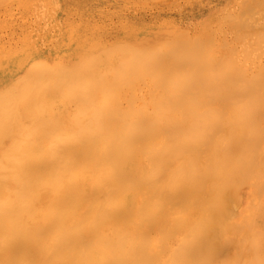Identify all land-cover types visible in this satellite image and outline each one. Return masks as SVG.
<instances>
[{
  "label": "bare ground",
  "instance_id": "1",
  "mask_svg": "<svg viewBox=\"0 0 264 264\" xmlns=\"http://www.w3.org/2000/svg\"><path fill=\"white\" fill-rule=\"evenodd\" d=\"M3 1L7 0H0V4ZM260 1L262 2V0ZM260 1L257 3H260ZM258 6L260 7V5ZM250 9L249 11H252ZM241 14V16L244 15L242 12ZM227 18L228 21H231L235 19V16L234 18ZM247 23L246 21L245 24ZM260 31L263 32L264 29ZM248 32L249 37L246 33L244 35L242 33L241 36L240 33H235L236 37L233 38L235 40H240L242 36L253 38L251 35L254 34L250 32L254 33V29ZM182 33H185V31ZM260 33L257 32L254 37L256 38L258 35L259 38L257 37V42L254 43L262 50L256 47L259 53L258 50H256L257 53H254L259 60L260 54L262 56L264 52V41H262L264 39H261V37L264 38V34ZM180 35L183 36L184 34ZM197 39L194 40V43H199L200 48L194 43L193 45L197 47L193 48L194 46L191 44V49H189L191 54L189 51H185L186 56L189 57L190 54V57H187L188 60H185L186 56L182 58L183 63L181 62V65L177 61L176 63L179 66L177 64L178 67L174 69L170 59H173L172 56L178 53L177 50L179 51V48H181L179 46L181 44L184 46L190 38L186 42L184 40L179 42V39L177 42L175 39L177 43L174 44L175 42H173L175 48L179 43L176 53L173 52L174 48H172V50L166 49V51H170L165 52L166 55L163 52L162 55L160 54L162 51L155 49L157 46L150 49L151 53L146 51L147 48L143 49L146 54L142 49V51L140 50L142 53L139 50H137L139 52L133 51L131 58L119 61L124 66H120L118 63L116 69L118 66L121 68L119 67L120 69H117V71L115 69L114 74L119 77L114 75L110 82L103 76L104 71L107 69H103V75L100 73L101 67L107 59L106 57L103 59L104 61L101 59V52H107V50L100 52L99 59L103 61L100 67H98L99 61L96 63L93 61L95 56H91L93 59H90L100 69V74L97 73L98 71L96 72L97 77L100 75L99 78L92 75L95 67L90 62L91 68L87 62L89 59L86 60L87 65L94 69L92 70L93 73L88 72V74L95 79L91 76L86 78L88 74L84 75L86 77L83 80L79 81L77 79L78 75H74L73 72L76 73L83 66H78V69L73 72L70 69L71 73L69 72L70 75H68L67 71L70 70L67 69L69 68L65 69L67 71L64 72L63 67H48L49 64L47 65V62H44L45 59L28 61L30 59L29 55L33 54L30 50V54H27L29 56L27 61L23 60L26 56L24 54L23 59L14 58V60L11 58L13 61L5 64L0 69V264H221L215 262V256L220 251L224 252L226 250H232L234 256L229 257L230 259L222 264H238L243 256H246V260L243 257L245 263H242L247 264L250 261L247 255L249 256L248 253L251 254L252 252L254 253L251 254L253 260L255 259V249L258 247L260 249L261 246V244L258 245L261 242H258L257 236H254V229L257 227L254 225L256 219L250 217V221H245L241 225L236 222L229 223V226H227L226 223L231 220L232 217L230 216L233 215L228 211L234 210V202L236 203V200H238L236 197L242 192L244 185L249 186L252 197H255L253 194L255 195L256 191L264 195V73L260 71H264V66L261 63L263 67L260 65V70H257L260 74L251 73L254 69L247 76L246 73H249V71L246 72V69L242 68L244 72L238 66L237 70L236 66L235 69H232L231 66L233 67L236 64L228 65L230 62L227 64V60V62L223 61L225 59V57H223V60L221 58L223 52H221L220 57H216L221 59L217 62H221V65H213L214 61L212 62L213 59L210 61V58H214V56L210 57L211 54L207 53L209 47H203L202 50L206 53L202 56L201 41L203 40L198 39L197 41ZM30 41L32 42V40ZM190 41L181 50L184 51V48H188ZM206 41H203V43H206ZM243 41L240 44H243ZM261 42H263V47ZM238 43L236 41V44ZM254 43H252L253 47ZM33 44L31 43V45ZM124 45L126 48V44ZM252 45H249V47ZM34 46L36 47L35 44ZM119 46L121 47V44ZM220 46L223 45L218 47ZM35 47L33 48L35 49ZM39 48L37 47L38 50H40ZM161 48L160 46L159 50ZM198 48L200 51H198ZM250 48L247 50L250 51ZM117 49L118 47L115 48V50ZM223 49L225 50V47ZM233 49L235 51L236 48ZM129 50L127 49L125 53ZM209 50L211 48L208 49V52ZM36 52L38 53V51ZM111 53L110 55H112ZM120 53L122 54V52ZM234 53L236 54V52ZM206 55L208 58L210 57L208 59L210 67L205 66L206 61H208L204 60L207 57ZM176 56L174 58H178ZM198 56H206L201 58L204 62ZM245 56L244 58L248 57ZM0 57L2 56L0 55ZM99 59L97 57V60ZM84 61L81 62L82 65ZM222 61L226 65L222 64ZM108 62L106 61L105 63L108 65L104 63V66H109L113 62L112 58ZM182 64H189V71L185 69L186 65ZM87 65L84 68L89 70V67H86ZM215 66L220 68L216 69ZM193 67H195L194 70ZM75 68L73 67V69ZM161 68L166 71L171 81L170 84L172 85L169 87L172 86V91L166 96L162 94H166L165 91L161 92L162 95L158 94L159 98H157L160 101L162 98L161 104L159 100L155 102L154 99L155 106L151 105L153 102L150 103L151 107H154L150 111L144 109L145 105L147 107V104L143 105L145 101L141 102L142 107L141 105L138 107V109L141 107L143 110H134L133 106L137 100L135 98L133 101H131L132 99L128 100V102H134V105L130 104L132 109H123V107L122 109H109L98 106V108H94L95 92L97 94L100 90H107V93L102 94V98L105 97L108 100L111 94L117 95L118 92L120 93V91H114L119 88L118 86H127L143 78L145 80L148 74V76L156 77L157 74L154 75L156 73L154 71ZM81 69L80 71L84 70ZM123 69L125 72L122 71ZM210 69L214 72L212 73ZM182 70L185 71L180 73ZM110 72H113V70ZM110 72L108 70L109 74H111ZM122 72L123 74H121ZM184 72L188 77V74H191L190 78L187 79ZM173 73L174 76H172ZM251 74L255 76H251ZM122 75H126L124 77L128 79L126 80L128 83ZM177 75L179 77L186 76L185 78L189 83H182V81L186 82L187 80L182 77L184 80L181 81ZM175 76L177 81H175ZM101 77L107 79L108 82H104V84L109 83L107 86H101L103 85L102 79L100 80ZM170 77H173L174 80ZM98 80L102 83H98ZM52 82H55L54 85L56 83L59 85L56 90L50 89L49 84ZM157 82L159 83V80ZM153 83L156 84V81H153ZM141 87L139 92L143 90ZM123 89L125 88L123 87ZM134 89L135 87L133 91L131 89L132 94L130 93V95H133ZM120 90L122 91V88ZM203 92H206V95ZM99 93L101 94V92ZM190 93H192L193 98L195 96L196 100H200L199 97L201 96L205 99L202 97V101H199L200 105L199 102H197L198 105H196V102L193 105L192 102L195 98L193 99L191 95L190 98L188 95ZM100 94L98 96H101ZM177 94L178 96H176ZM183 96L189 97V100L193 99V101L187 100L189 104L185 105L183 104L186 103L185 99L187 98L185 97L181 98L185 101H181V104L180 99L179 101L177 99ZM216 96L225 97V100L228 98L231 102L234 100L237 103L239 101L237 99L240 97L242 101L239 102H243L245 97L248 100L238 103L239 107L236 106L234 109L235 105L233 103L236 102L233 101L229 106L227 99L228 104L226 101L224 104L230 108L232 105L230 114L229 110L227 111L228 107L224 104L226 112L225 110L223 112L224 107L222 108V106H218L222 109L221 111L215 110L216 108L214 109L213 106L215 114H209L212 110L211 112L207 110L212 108L211 105L215 103ZM114 97L110 96L112 99ZM131 97H134V95ZM165 97H168L167 102L164 101ZM206 97L207 99L210 97L211 100L214 99L213 97L216 98L213 101L214 103L209 100L208 103ZM235 97L238 98L235 100ZM70 98L81 99L79 101L82 103L79 104L82 105L84 101L85 106L72 112H68L70 111L68 109L64 110L68 108L67 102L64 100ZM220 99L218 97L216 104L224 101V99ZM107 100L105 102H109ZM206 102L207 104H205ZM58 103H60L59 105L66 103V106L65 104V107L61 105L64 109H60ZM76 104L78 105V103ZM55 105L57 107L54 109ZM150 105H148V108H151ZM203 105L208 107H205L207 110L204 109V112H202ZM242 105L243 108L240 107ZM198 108H200L199 111H194ZM69 109L73 110V108ZM201 109L202 111H200ZM257 112L259 115H254ZM221 114L230 116L223 117ZM225 120L227 122L223 123ZM232 203L234 205L233 209L229 207V205L232 206ZM236 204L237 207L235 208H238L239 203ZM263 204L264 199L261 206ZM168 207L172 210L171 214L167 212ZM164 209H166V212ZM173 209H178L177 211L181 212V215L176 211L173 214ZM198 209L201 210V213L199 212L197 215L195 212L191 216L192 220L189 221L190 215H187L191 214V210ZM254 210L256 209L254 208ZM235 212L237 211L235 210ZM261 212L259 214L255 213L259 216L261 214L263 218L264 211ZM167 213L171 217H174L176 213L178 214L172 219L173 224H170L172 227L167 225V222H169ZM165 215L167 222L163 221ZM255 216V218L258 217ZM223 221L226 222H224L225 225ZM163 222L166 223H164L166 229L169 226L171 230L169 228L166 231L162 227ZM186 223L192 224L189 230H185L188 228ZM182 225L187 226V228ZM222 225L225 226L223 227L224 230L221 229V232H219L218 227H222ZM179 226L185 228L181 233L183 237L177 234L180 237L177 236V238L181 239V242H178L176 247H171V243L168 244L171 247V253H173L170 256L166 253L168 258L165 260V257H162L164 254L161 255L163 252L159 253L157 249L155 252L153 248H157L156 245L163 246L162 244L167 241L166 239L175 236L176 232L180 234L179 231L183 228H179ZM221 234L224 235L221 237ZM177 238H175V241H177ZM221 240L224 241V245L221 244L220 246ZM182 242L183 244H181ZM245 243H248L247 246ZM249 245L252 247V252L247 251V249H251L248 247ZM167 246H163L161 249L166 252L168 251ZM253 248H255L254 251ZM161 249L159 248V250ZM256 250L258 251V249ZM168 252L170 253V251ZM158 257H161V259ZM238 258L240 259L238 260ZM256 261L262 263L261 260L256 259ZM251 262H253L252 259L249 263L253 264ZM257 262L255 264H259Z\"/></svg>",
  "mask_w": 264,
  "mask_h": 264
},
{
  "label": "rangeland",
  "instance_id": "2",
  "mask_svg": "<svg viewBox=\"0 0 264 264\" xmlns=\"http://www.w3.org/2000/svg\"><path fill=\"white\" fill-rule=\"evenodd\" d=\"M29 1L30 2L33 1L34 3L32 2L30 4ZM259 1L260 0H166V1L165 0H160V1L159 0H153V1L152 0H147V1L146 0H133V1L132 0H77V1H74V0H48V1L47 0H22V1L21 0H10L9 1V0H7V1H3L2 4H4V5L0 4V55L2 57L3 56L4 57L3 58L0 57V60H1L0 69H2L3 66H5V64L10 63L11 61H13V60H11V58L12 59H14V58H16V59H19V58L20 59H23L24 54H25L26 56L23 59L24 61H27L28 60L27 57H29V56H30V59L28 61L41 60V59L44 60L45 59L44 62L45 63L47 62L46 63L47 65L49 64L48 67L49 66H57L58 68L63 67L64 68V72L67 71V70H70V69L73 72L76 69H78V66L79 67L83 66V68L82 69L80 68V69L81 70L84 69L83 71L85 72V74H84L83 71H80V69L78 70L79 71V74L81 76L83 75L82 77L78 74V71H76L77 74L73 72L74 75H76V76L78 75L77 76V79L80 81V80H83L84 77H86L84 75H87L88 72L90 74L93 73L92 70H94V69H95L94 74L97 71H98L97 73H99L100 72V69L98 67H100V65H102V63L104 61L103 59H105V57H106L107 59H105V62L106 61L108 62L110 60V58H112V60H113L112 63H114V64L111 63L110 65H112V66H110V65L109 66H104V63H105L104 62L103 65H102V67H101L102 70H101L100 73H101V75L104 74L103 76H105L108 79V81L110 82V79L112 80L113 79V76L115 75L114 74L115 73L114 71H115L118 63L120 64V62H121L122 59H126L127 60L128 58H131V55H133V53L135 51H137V50L140 51L141 49L143 50L144 48L145 49L147 48L146 51L147 52H150L151 51L150 50L151 48H155L157 46L158 48L156 47L155 49H157L160 52L162 51L161 53L160 52H158V53H160V54L163 55L165 52L168 51V50L166 51V49L172 50V48H174L173 49L174 50L173 52L176 53L177 48L181 47V48H179V51L177 50L178 53L176 54L178 56V58H180V56H181V58L179 60H178V58H174L176 55L172 52L174 54L172 56L173 59L172 58L170 59L172 61L171 63L173 65V69L175 67L177 68L179 66V64L176 63V62L179 61L180 65H181V62L183 63L182 58H185V56H186L185 55L186 54L185 51H189V53H190V50L189 49H191L190 48L191 47V44H192V46H194L193 48H196L197 47V46L195 47V45L197 44V42L195 44L194 43L195 42L194 40L198 38L199 40L201 39L204 42L207 40L206 41L207 44L206 43H203V41H201L202 42V44H201V50L203 49V47H206V46L209 47V48H211V50H209V52H208V49L209 48L207 49V53L211 54L210 57H213L214 56L215 59L209 57L210 58V61H211V59H213L212 60V62L214 61L213 62V65L214 64L215 65L216 64H218V65L220 64L221 65V62L217 63L218 60L221 61V59L216 58V57H220L221 52H223L222 53V56H221L222 60H223V57H225V59L223 61H225V62L228 61L227 64L230 62L228 65H230V64L231 65L236 64L233 67L231 66L232 69L235 66H236V70L238 68H240V67H241V69L242 68L246 69V72L249 71V73H246L247 76H249L250 75V72L252 70L255 69L251 73H259L258 71L260 70L259 69L260 65L262 66V64H263V66H264V56H263L264 55V52L262 54L263 57L260 54V56H259L260 57V60L256 58V55H254V53H257L256 50H258V49L261 48V47L258 48V46L255 45V43H254V42H257L256 39L258 37V35H257V37L254 38L255 37V34H257V32H259V33L261 32L260 34H264V31L263 32L260 31L261 29L262 30L264 29V0H262L263 3L261 1H260V3H257ZM7 2H8V4H6ZM42 2L44 3V5H43ZM24 4H26V5H24ZM29 5H30V7H29ZM258 5H260V7L262 5L263 6L260 8ZM247 6L249 7V9L251 8L250 10H252V11H249V9H248ZM12 7H14V8H12ZM16 8H18V9H16ZM241 12L244 13L243 16H241L242 15ZM249 12H252L253 14L252 13L249 14ZM230 14H232L233 16L230 15ZM234 16H235V19H232V20L229 19L231 21H228V18L227 17H230V18L233 17L234 18ZM254 18H256L257 20L254 19ZM10 19H11V21H10ZM241 21H244V22L242 23ZM246 21L249 23V25H248V23L245 24ZM249 27L252 30L254 29V33L253 32H250V33L254 34V35H251V37H253V38H251V39L250 38H246V37L244 38L242 36V38H244V39L241 38L242 40H244L243 41V44H240L241 41H242L241 39L240 40H235L233 38V37H236L235 36L236 35L235 33H237V34L240 33L239 34L240 36H241L242 33H243V35L246 33L247 37H249L250 34H249L248 31L249 30L251 31V29ZM14 31H15V33H14ZM167 31H169V32H167ZM184 31H185V33H182ZM168 33H170V34H168ZM180 34H182V35L184 34V35L181 36ZM230 37H231V39H230ZM189 38H190L191 41L189 40L190 43H188L189 45L187 44L188 45V48H184V51L181 50L182 47L186 46L185 44L187 42H189V41H187V39H189ZM34 39H35V42L33 41ZM175 39H176V41L179 39L178 40L179 42H180V40H184L185 42L186 41L187 42L186 43L184 42L185 43L184 46H182L181 43H180L181 45L179 46V43H178L177 46H179V47L176 46V48H175V45H173V42H175ZM198 39H197V41H198ZM209 39H211V40H209ZM261 39H264V38L261 37ZM30 40H32V42ZM169 41H171V43H169ZM236 41H237V43L239 41V43L236 44ZM258 41H259V39H258ZM262 41H264V40H262ZM33 42L36 45V47L34 46ZM165 42H167V43H165ZM248 42H250V44H248ZM31 43L33 45H31ZM193 43L195 45H193ZM252 43H254V47L255 48L257 47L258 49L257 48L255 49L253 47ZM261 43L260 44L263 47V42H261ZM110 44H112V45H110ZM119 44H121V47L119 46ZM124 44H126V48H125V45ZM174 44H177V43L175 42ZM203 44H205V45H203ZM209 44L212 45V47H210ZM260 44H259V46H260ZM197 45L199 46V43ZM217 45L218 46L219 45H223V46H220L221 47L220 48ZM249 45H252L250 47H253V48L251 49L249 47ZM97 46H98V48H97ZM160 46L162 47L161 50H159ZM33 47H35V49ZM37 47L38 48L41 47V48H39L40 50H38ZM117 47L120 50H118V49L115 50V48H117ZM224 47H225V50L223 49ZM230 47L232 48L233 51H234L233 48H236L235 51H234V52H236V54L231 50ZM129 48H131V49L129 50ZM163 48H165V49H163ZM199 48H200V46H199ZM199 48H198V51H200ZM249 48H250V51H248ZM86 49H88V50H86ZM127 49L129 51H127V53H125ZM155 49H152V50H155ZM243 49H246V50H243ZM29 50L33 54H30ZM102 50L103 51L104 50H107V52H101ZM123 50H124V52H123ZM36 51H38V53ZM108 51H110V52H108ZM111 51H112V53H111ZM139 51H137V52H139ZM141 51H140V53H142ZM146 51L143 50V52L145 54H146ZM181 51H183L184 53L181 52ZM204 51H205V49H204ZM18 52H20V53H18ZM21 52H22V54H21ZM24 52H26V53H24ZM100 52H101V57H102L101 59L103 61L101 59H99ZM120 52H122V54ZM129 52H131L132 54L129 53ZM155 52H157V51H155ZM201 52L203 53L202 56L206 53V51L204 53L203 50ZM212 52L213 53L215 52L214 55H212L213 54ZM241 52H243V53L240 54ZM103 53L104 54L105 53L106 54L108 53V54L107 55H104ZM110 53L112 55H110ZM113 53H114V56H113ZM258 53H259V50H258ZM27 54L28 55L30 54V55L27 56ZM89 54H91V55H89ZM97 54H98V56H97ZM166 54L167 53H165V55ZM187 54H188V52H187ZM190 54H189V57H190ZM250 54H251V56H249ZM183 55H184V57H183ZM231 55H233L235 58L233 56L231 57ZM91 56L92 57L95 56L96 59H95V57H94V59L91 58ZM206 56H204V57H206ZM244 56L245 57L248 56L250 58L247 59L248 57L247 58H244ZM44 57H46V58H44ZM97 57H98L99 60H97ZM187 57L188 56H186L185 60H188L189 57L188 58ZM204 57L198 56V58L200 60H202L203 62H204V60H208L209 59L208 56L206 57V59ZM201 58H204V60L201 59ZM9 59H10V61H9ZM88 59H89V61H87L88 62V65L91 62V64L95 67L94 69H91L92 68L91 65H89V66H91V68L87 65L86 60H88ZM90 59L91 60L93 59V61L95 63L99 61L98 67L96 66L97 64L93 63V61H91ZM199 59H196L195 58V60H198V61H199ZM251 59H252V63H251ZM185 60H184V62H185ZM215 60H217V61H215ZM244 60H246V61H244ZM83 61H84L85 64L83 63V65H82L81 62H83ZM223 61H222V64L226 65L225 62H223ZM206 62H207V64L205 66H207V65L209 66V64H208L209 63V60L206 61ZM198 63H200V62H198ZM121 64H120V66H124V64L123 65H121ZM177 64H178V66H177ZM254 64H256V65H254ZM85 65H87L86 67H89V70H88V68H86L87 70L84 68ZM105 65H108V64L105 63ZM182 65H186V64H182ZM203 65H204V63H203ZM120 66H118L117 69H120L121 68ZM237 66H238V68H237ZM73 67H76V68L73 69ZM96 67L98 68V70L96 69ZM253 67H255V68H253ZM63 68H61V69L63 70ZM67 68H69V69H67ZM112 68H114V69H112ZM194 68L195 67H193V70H194ZM215 68L217 69V68H220V67L219 66L218 67L215 66ZM215 68H212V69L213 70H216ZM250 68H251V70H250ZM65 69H67V70H65ZM103 69H107V70L104 71ZM117 69H116V71H117ZM185 69H187V70L190 69L189 68V64L186 65ZM212 69H210V70L213 73L214 71H212ZM244 69H242L243 72H244ZM71 70L70 71H67L68 72L67 73L68 75H70ZM108 70H109V72L111 70H113V72H110L111 74H109L108 73ZM86 71H87V73H86ZM90 71H92V72H90ZM103 71L105 73H103ZM122 71H124V69ZM183 71H185V70H182V72H180V73H183ZM260 71L264 73V71H262V70H260ZM80 72H83V73H80ZM154 72H156L154 75L157 74L156 77L155 76H152V75H151L152 77L151 76H148L149 75L148 74L146 76L145 80L142 77L143 79H139V80L135 81L136 83L133 82V84L131 83L132 85L131 84H128L129 85V88L128 89H127L128 85L126 83H125V85H127V86H122V85H121L122 87L118 86L120 89L122 88V91L119 88H117L118 90L115 89L114 91H120V93L119 92L117 93V92H114V91H110L112 93H117V95L116 94L115 95L114 94H111L112 96H115L114 99L110 98L111 95L109 96L108 100L105 97L102 98V94H104V92L107 93V90H104V91L103 90H100L99 92H101V94L99 92L96 94V92H95L94 95H96V96H95V100H94V102H95L94 103V108L103 107V108H109V109H113V108L122 109V107H123V109H132L131 106H130V104L131 105L132 104L134 105V102H131V101H133L134 98H135L137 100L135 101V105L133 106L134 107V110H139V109L140 110H143L141 107L143 105L147 104V107H145L146 106L145 105L144 106V109H146V110L149 109L148 111H150L152 108H154V107H151V105L152 106L154 105V102H153L154 99H155V102H156V100H159L158 99L159 98L158 97L159 96L158 94H161V92L165 91L166 94L165 93H162V94H163V96L164 95L166 96V95H169V93L172 91V86L169 87L172 84H170L171 81H170L169 77L167 76L166 71H164V69L161 68V69L156 70ZM154 72H151V73L153 74ZM97 73L95 75L94 74H92V75L94 77L96 76V78H99L100 75H98V77H97ZM193 73H195V72L193 71ZM73 74H71V75L73 76ZM121 74H123V72ZM177 74L179 75V72ZM92 75H89L88 74V76L86 78H88L90 76L92 78L93 77ZM158 75H160V76H158ZM178 75H177V77L181 81L184 80V79L187 80L191 76V74H188L189 75V77H188L187 74L185 73L184 75L187 76V79L185 78L186 76H182L184 78L183 79L182 77H179ZM79 76H80V78H79ZM109 76H110V78H109ZM115 76H117V75H115ZM124 76L126 77V75H122V77H124ZM172 76H174V73H173ZM251 76H255V75L254 74L253 75L251 74ZM105 77L104 78L103 77L100 78V80L102 79L101 81H103V85H101L103 87H104V85L107 86V84H109V83H105L104 84V82L107 81V79ZM117 77H119V76H117ZM162 77L163 78L165 77V78L163 79ZM177 77L175 76V78H176L175 81H177ZM124 78H122V79H124ZM170 78L173 79V77H170ZM180 78H182V79H180ZM156 79L159 80V83L157 82ZM124 80L126 81L128 79L125 78ZM101 81L98 80V83L99 82L102 83ZM138 81H139V83H137ZM149 81L152 82V83H150ZM153 81H156V84H154L155 82L153 83ZM54 83L55 82H52V83L49 84V87H50L51 90L52 89L53 90H56L59 87V85L57 83H56V85H54ZM182 83H187L188 84L189 82L187 80L186 82L185 81L184 82L182 81ZM141 84H143V85H141ZM144 84H146V85H144ZM133 85L135 87V89H134L135 91L133 92L134 97H131L130 98V96H133V95H130L131 89L133 91V88H134ZM136 85H138V86L136 87ZM155 85H156V87H155ZM160 85H163V86H160ZM184 85H186V84H184ZM99 86H100V84H99ZM123 87L126 90L123 89ZM140 87L143 90H140V92H139ZM154 90H156V91H154ZM102 91H103V93H102ZM125 91H126V93H125ZM145 91L146 92L148 91V93H146ZM152 91H154V93H152ZM203 93L206 95V92H203ZM98 94H100L101 96H98ZM143 94L145 95L144 97H143ZM191 94L192 93L188 94L189 97H190ZM195 94H196V92H195ZM200 94H202V93L200 92ZM141 95L143 97V100H142ZM54 96H55V94H54ZM153 96H154V98H153ZM176 96H178V94ZM191 96L193 98V95H191ZM185 97L184 96L183 97H180V98L178 97L177 100L179 101V99H180L179 102H181V101L182 102H185L186 101V103H183V104L187 105L188 101H190L191 99L189 100V97L188 98L186 97L187 99H185V101H183V99L181 100V98H185ZM202 97L203 96L199 97L200 100L204 98V97L203 98ZM216 97H213L214 98V99L212 98L213 100H211L210 97H208L209 99H207V97H206V100H207V102H208V100L210 102L211 101L213 102ZM218 97H219V99L221 98L220 100L224 99V101H220L219 103H217L218 104L217 105L216 102H218L217 101L218 100ZM218 97L216 98V101H214L215 103L213 102L214 104L211 103V104H213V105H211L212 106L211 109L209 108L207 110V109H205L206 106L204 107V105H203V107H204V108H202L203 111H202V109L200 111L204 112V109H205V111L206 110L207 111L210 110V112H211V110H212V112L209 113V114H212V113L215 114L214 113L215 111H213V106H214V109L216 108L215 110L218 109V110L221 111L222 109L220 107L221 106H222V108L224 107L223 104L225 103V101L227 103V99L228 98L225 100V97L224 98H222L221 96H218ZM246 97L248 98L247 95H246ZM246 97H245V100H243V102L246 101V100H248V99H246ZM75 98H77V97H75ZM75 98H72V99L70 98V99L64 100V101L67 102V105H68L67 107L68 108H65V109L62 108V106H64V104L66 106V103H63V105L61 104L62 106L59 105L60 103H58L59 108L60 109H64V110H66V109L70 110V111L67 110L68 112H72V111L78 110L80 108L82 109V106H85L84 105V101L82 100L83 101V104L81 105V104H79V103H82L81 101H79L81 99L78 98L79 100H77V99L75 100ZM149 98H150L151 101L148 100ZM167 98L165 97L164 101L167 102V100H166ZM194 98H195V96H194ZM236 98H238V97H235V100H236ZM130 99H132L130 101L131 103L128 102V100H130ZM193 99L191 101H193ZM232 99H234V98H232ZM106 100L109 101V102H105ZM200 100H196V98H195L194 101L192 102V104L194 105L195 102H196V105H198L197 102H199ZM206 100H204V101H206ZM237 100L242 101L241 97L239 99H237ZM161 101H162V98H161ZM161 101L159 100L160 104H161ZM228 101H229L228 102L229 104L228 103L227 104L230 106V104H232V102L234 100L231 102L230 99H228ZM239 101H238L239 104L240 103H243V102H239ZM141 102H144V104L142 105ZM152 102H153V104L150 105V103H152ZM182 102H181V104H182ZM207 102L205 104H207ZM234 102H236V103H233V105H235L234 106V109H235V107L238 106V103H237V101H234ZM76 103H78V105ZM96 104H98V105H96ZM79 105H81V106H79ZM95 105H96V107H95ZM140 105H141V107L138 109V107ZM148 105H150L151 108H148ZM199 105H200V102H199ZM224 105L227 106L226 104H224ZM243 105L240 106V107L243 108ZM218 106H220V107H218ZM55 107H57V105L54 106V109H55ZM156 107H159V106H156ZM161 107H162V105H161ZM238 107H237V109H238ZM59 108H57V109H59ZM69 108H73V110L72 109H69ZM206 108H208V107H206ZM231 108H232V105H231ZM231 108L230 107L227 108V111L229 110V114L231 113V111H230ZM199 109L200 108H198L197 110H194V111H199ZM225 109H226V107L223 108V112H224ZM240 110H242V109H240ZM216 112H218V111H216ZM225 112H226V110H225ZM243 112H244V110H243ZM243 112H241V113H243ZM232 113H235V112H232ZM219 114H220V112H219ZM245 114H246V112H245ZM221 115H223V114H221ZM254 115H257L258 116L259 113L257 112V114L255 113ZM229 116L230 115H227V116L226 115L225 116L223 115V117H229ZM252 117H253V115H252ZM222 121H224V120H222ZM226 122L227 121L225 120V122H223V123H226ZM227 127H228V125H227ZM248 192H250V193H248ZM258 193H260V192L256 191L255 195L253 194V196H255V197H252V191H251V189L249 188L248 185L247 186L244 185V187H242V192H240V194L237 193L238 196L236 197V199L238 198V200H240V201L236 200V203H239L238 208H235V207H237L236 206L237 204L233 201L234 204H235V207H234L233 203H232V206L229 205V207H232V209L234 207V210L233 211L232 210L231 211H228L227 210L228 213H231V214L233 213L234 216L233 215L230 216V217H232L230 219L231 220L233 219L234 221L233 220L232 221L231 220H228L229 219L228 216H227L228 219H226V220H228L229 222L226 223L225 221H223V223L225 222L227 224V226H229V223L231 224V223H236V222L237 223H240V225H241L245 221H248V220L250 221V217L256 219L255 222H256L257 225L255 223H254V225H255V227L256 226L257 227H256V229H254L255 230L254 236H257V239L259 240L258 242H261V243H258V242L257 243H258V245L261 244V246H260V249H259L258 246H256V247H258V248H256V249H258V251L255 248H253V251H254V249L256 251L255 252L256 253V256L254 257L255 258L254 260H253V257L251 255L253 253L251 251L252 250V247H250V245H249L248 247H250L251 249H247V251H249V252L251 251L252 252L251 254L248 253L249 256L247 255V257H249L248 259L250 261L252 259L253 262H251V263H253V264H255V262H257L256 259L261 260L262 263L264 262V260L262 261V259H264V236H263L264 233L262 234V232H264L263 231L264 230L263 229L264 228V225H263L264 224V219H263L264 218V214H263V218H262V215H261L262 214L261 211H264V204L261 206V203H262V201L264 199V195H262V193H260V195H258ZM254 198H255L256 202H255ZM252 202H253V204H252ZM229 207H228V209H229ZM254 208L257 211L254 210ZM168 209H169V207H168ZM168 209H167V212L170 213L172 210H170V209L168 210ZM178 209L180 210V208H178ZM248 209H250V210H248ZM164 210L166 212V209H164ZM177 210H174L173 209L174 212H172V213L175 214V211H176L179 215H181L180 213L182 211L180 210L181 212L179 213ZM235 210L237 212H235ZM254 211L257 212L258 214L261 212L260 216L257 213H255ZM195 212L198 215L199 212L201 213V210L200 209L193 210V211L191 210V212H190L191 214H188L187 215V216L190 215L189 218H188L189 221L192 220L191 216ZM169 213H167L168 216H169ZM177 213H176V215L174 217H176L178 215ZM228 213H227V215H228ZM236 213H237V216H236ZM242 213H244V214L246 213V214L244 215ZM251 214H252V216H251ZM183 215L181 216L182 218L184 217ZM255 215H257L258 217L255 218L256 217ZM168 216H167V218H169V220L168 219L167 220L169 222H167L166 219H165L166 218V215L164 216V220L163 221L167 222L168 223L167 225H170V224L172 225L173 224V222H172L173 220L172 219H174V217H171V216L168 217ZM259 217H261V218H259ZM175 219H178V218H175ZM242 220H244V221H242ZM165 222H163V225L164 226L162 225V227H164L166 229V225H165L166 223ZM170 222H172V223H170ZM225 223H224V225H225ZM186 224H187L188 228L185 225H182V226L183 227L185 226V228H187V229L179 226V228H183L182 230L179 231L180 234L176 232V234H175L176 237L175 236H172L171 238H167L166 240L168 241V243H167V241H165L162 245L163 246H167L168 244L171 243V247H176L177 246V243L178 242H181V239L179 240V238H180L179 236H182L183 237V235L181 233L184 231V229L185 230H189V228L192 226L191 223H186ZM259 224H261V225H259ZM171 225H170V227H172ZM170 227L167 226V229H169ZM174 227H175V224H174ZM223 227H225V226L222 225V227L221 226L218 227L219 228V232H221L220 231L221 229H222V231L224 230ZM260 227H261V229H260ZM167 229H166V231H167ZM226 229H227V227H226ZM170 230H171V228H170ZM170 232L172 233V231H170ZM256 232L257 233L259 232L258 233L259 235ZM164 234H165V232H164ZM219 235H220V233H219ZM223 235L221 234V237ZM177 236L179 238H177ZM173 237L177 238L176 239L177 241H175V238L173 239ZM183 239H182V241H183ZM169 240H172V241H169ZM184 240H186V239H184ZM165 243H167V244H165ZM172 243H173V245H172ZM181 244H183V242ZM221 244L224 245V241L223 240H221V242L219 243L220 246H221ZM246 244H248V243H245V245ZM156 246H157V248L155 247V248H153V250L156 252V249H157V251H159V253L160 252H163V253H161V255L164 254L162 257L163 258L165 257L164 258L165 260H167V258H168L167 255L168 254L170 256L173 253V252L171 253V250H170L171 247L169 245L166 248H167L168 251H170V253L168 251H166V249H165L166 252H164V250L161 249V247H163V246H161V245H160L161 247L159 245H156ZM178 247H180V245H178ZM159 248L161 250H159ZM245 249H246V247H245ZM166 253H167V255H166ZM156 255H158V254L156 253ZM233 256H234V254L232 253V250H230V251L229 250H226L224 252L220 251V253L217 256H215L216 258L214 257L215 258L214 260H215V262H219V263L222 264L223 262H227V260L230 259L229 257H233ZM240 257H242V256H240ZM243 257L241 259L238 258V260L240 259V262L238 264H241L242 262L245 263V261H243ZM158 258L161 259V257H158ZM244 258L246 260V256ZM250 261H248V263ZM257 263H259V261Z\"/></svg>",
  "mask_w": 264,
  "mask_h": 264
}]
</instances>
